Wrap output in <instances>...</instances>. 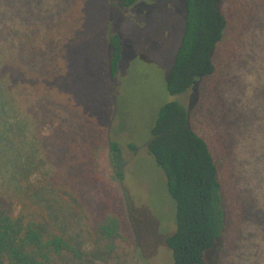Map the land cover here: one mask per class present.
<instances>
[{
	"label": "trees",
	"instance_id": "1",
	"mask_svg": "<svg viewBox=\"0 0 264 264\" xmlns=\"http://www.w3.org/2000/svg\"><path fill=\"white\" fill-rule=\"evenodd\" d=\"M20 1L30 7L38 0ZM119 1L129 7L138 0ZM222 3L187 0L182 41L167 74L166 91L174 96L196 88L210 90L221 108L218 118L209 108L206 116L228 126L231 109L223 101L225 84L218 71L221 62L231 64L223 47L239 25H229ZM14 7L15 0H0V144L13 149L8 154L0 151L11 166L8 182L0 185V264H90L89 258L97 256L109 258L111 264H128L118 253L120 243H129L121 215L108 208L96 210L85 216L84 229L86 214L76 195L80 197L84 181L96 176L106 149L116 178L123 180L124 152L136 154L138 147L130 138L120 142L128 133L124 130L111 134L104 127L98 137L89 131L83 134L85 127L77 123L74 110L78 99L94 93L83 85L87 73L81 72L83 82L71 87L75 95L63 97L56 71L60 63L74 65L75 60H69L75 50L68 41L43 33L41 26L14 25ZM107 39L109 84L120 70L123 45L118 31ZM18 97L24 98L22 106ZM192 115L178 101L162 105L144 144L174 202L175 230L165 240L173 264H210L207 255L227 225L225 200L230 195L225 193L222 171L228 167L225 160L232 142L224 141L220 155L214 141L195 130ZM44 126L49 133L41 134ZM84 233L92 242L89 250L83 244Z\"/></svg>",
	"mask_w": 264,
	"mask_h": 264
},
{
	"label": "rangeland",
	"instance_id": "2",
	"mask_svg": "<svg viewBox=\"0 0 264 264\" xmlns=\"http://www.w3.org/2000/svg\"><path fill=\"white\" fill-rule=\"evenodd\" d=\"M186 3L138 0L122 7L119 0H38L29 7L15 0L13 24L41 26L43 33L68 41V47L75 50L69 60H75L74 65L63 62L56 67L58 90L63 97L74 96L71 87L83 82L81 72L87 73L83 85L94 93L78 99L74 110L77 123L85 127L84 135L89 131L98 137L104 127L111 134L124 130L128 133L122 134L120 142L130 138L138 147L136 154L124 152L123 180L116 178L106 149L96 176L84 185L81 182L80 197L76 195L86 214L81 227L88 229L85 216L94 211L115 210L129 239V243L119 244L118 253L125 255L128 264H173L165 240L175 230L174 202L164 191L163 173L144 144L159 108L178 101L193 111L195 130L209 142L213 140L220 155L224 141L232 142V152L225 160L228 167L222 171L224 190L230 195L225 200L227 225L207 255L210 264H264V0L222 3L229 25H239L223 47V56L231 64L226 67L221 62L218 71L225 84L223 101L231 109L228 126L206 116L209 108L218 118L221 108L210 90L204 93L196 88L174 96L166 91L167 74L182 41ZM113 31L121 35L123 55L116 78L108 84L107 37ZM17 99L22 106L24 98ZM40 131L49 133L45 126ZM9 149L13 151L0 144L2 153L8 154ZM10 170L0 153V185L8 182ZM85 236L83 244L89 250L92 242ZM89 259L90 264H111L103 256Z\"/></svg>",
	"mask_w": 264,
	"mask_h": 264
}]
</instances>
